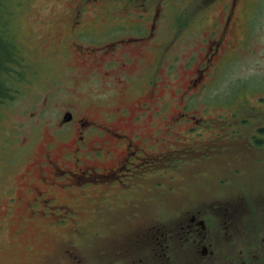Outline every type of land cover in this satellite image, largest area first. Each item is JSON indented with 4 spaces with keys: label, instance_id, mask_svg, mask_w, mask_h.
I'll return each mask as SVG.
<instances>
[{
    "label": "rangeland",
    "instance_id": "obj_1",
    "mask_svg": "<svg viewBox=\"0 0 264 264\" xmlns=\"http://www.w3.org/2000/svg\"><path fill=\"white\" fill-rule=\"evenodd\" d=\"M73 15L84 22L99 19L87 36L91 40L81 38L87 48L68 37ZM148 15L154 17L152 46L142 40L128 44L127 37L145 34ZM226 15L231 24L223 31ZM134 23L145 25L128 26ZM210 36L223 39L222 46L201 82L186 93L187 78L202 67V46ZM119 39L117 53L139 60L124 69L121 82L103 74L108 65L95 62L89 48H106L97 40ZM1 64L0 264H38L39 251L49 252L54 240L68 233L67 226L53 225L54 215L32 204L28 190L41 171L50 117L72 109L77 116L127 113L131 119L142 100L156 103L159 111L142 113L140 126L147 128L151 118L156 128L171 126L168 135L158 132V149L161 156H173L138 180L143 219H172L187 206L236 208L240 201L249 219L243 217L242 224L255 225L264 236V0H0ZM154 70L158 79L150 84ZM153 88L160 97H149ZM56 187H47L46 195L60 203L64 192ZM128 197L117 210L102 208L97 218L87 201H79L86 207L79 224L87 225L79 235L88 248L77 251L88 263L142 219L130 217ZM242 204L251 207V215Z\"/></svg>",
    "mask_w": 264,
    "mask_h": 264
},
{
    "label": "flooded vegetation",
    "instance_id": "obj_2",
    "mask_svg": "<svg viewBox=\"0 0 264 264\" xmlns=\"http://www.w3.org/2000/svg\"><path fill=\"white\" fill-rule=\"evenodd\" d=\"M71 17L73 22L67 28L70 41L83 49L87 48L85 46L88 45L82 43L81 38L86 39L92 31H96L99 19L84 22L75 15ZM139 17L142 18L143 14H139ZM144 18L149 19L147 25L128 24L134 28L138 26L137 30L143 29L141 27L145 25V34L142 37H127L125 40L132 39L128 44L135 46L136 43L142 44L144 41L148 43L154 38V17L150 15ZM230 24L231 18L226 15L221 24L223 31L228 29ZM105 25L110 26L108 23ZM213 31L216 33V28ZM140 40L143 42L138 43ZM102 41L106 44L104 49L101 46L89 47L94 50L93 58L95 62L101 61L103 65H108L103 74L121 82L124 80L123 73L126 74L124 69L129 63L138 64L139 60L134 61L127 53H117L116 48L121 39L97 40L98 44ZM222 42L223 39L218 36L207 37L202 46L203 65L197 68L195 75L188 76L186 93L197 82H201L202 71L219 52ZM148 46L152 45L148 43ZM135 53H140V50ZM117 67L121 68V71L115 75ZM155 72L151 71L153 77L149 80L150 84L158 79ZM157 93V88H153L149 97L155 99L159 96ZM43 109L42 107L39 115L44 113ZM146 111L156 113L159 110L156 109V103L142 100L138 102L131 119H128L127 113L118 115L120 119L109 113L102 114L100 118L77 116L72 109L58 110L54 117H50L47 123L48 139L36 181L42 186L31 182L28 190L32 195V204H39L44 214L55 216L51 220L54 226L63 224L62 226H67L69 230L65 237L60 236L54 240L49 252L39 251L38 264H98V260L100 264H264V254L261 252L264 236L260 235L255 225L242 224L249 219L243 214L240 201V206L235 205L236 208L226 209L218 204L204 207L187 206L179 214L175 211L172 219H143L139 212L140 202L136 197L139 190L138 180L148 170L156 172L157 165L173 157L167 156L168 154L161 156L162 149H158L162 139L161 136L158 137V132L163 131L168 135L172 132L171 126L165 124L162 129L156 128L151 118L148 119V127L142 128L140 115ZM44 118L39 121L42 122ZM169 118L174 119L172 116ZM181 142L186 144L185 140ZM57 144L60 146L55 149ZM171 151L172 149L169 152ZM105 158L110 161L103 163ZM43 166L45 169H42ZM156 174L159 173H155L154 177ZM61 180L64 181L60 182ZM55 186H59L64 192L60 203H56L54 195L52 198L46 195L49 191L47 187ZM129 194L132 196L130 217L142 219L136 226H129L130 228L124 230L123 235H119L105 251H97L96 260L92 258L88 263L83 253L77 251L79 246L88 248L85 239L82 240L83 236L79 235L86 231L84 226H87L79 224L81 208H86L79 201H87L89 211L97 218L102 216L107 207L117 210L119 203L122 204L125 199L129 200ZM245 206L249 208L247 211L251 215V207ZM232 214L237 216L235 221L233 218L227 219V216ZM243 217L247 221L243 222Z\"/></svg>",
    "mask_w": 264,
    "mask_h": 264
},
{
    "label": "trees",
    "instance_id": "obj_3",
    "mask_svg": "<svg viewBox=\"0 0 264 264\" xmlns=\"http://www.w3.org/2000/svg\"><path fill=\"white\" fill-rule=\"evenodd\" d=\"M3 67H4L3 64H1V66H0V93H1V89H2L3 82H4V80H2V79L4 78L3 73L5 71L3 70V73H2V70H1V68H3ZM2 76H3V78H2ZM1 96H2V94H1ZM0 100H1V97H0Z\"/></svg>",
    "mask_w": 264,
    "mask_h": 264
}]
</instances>
